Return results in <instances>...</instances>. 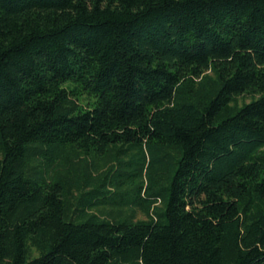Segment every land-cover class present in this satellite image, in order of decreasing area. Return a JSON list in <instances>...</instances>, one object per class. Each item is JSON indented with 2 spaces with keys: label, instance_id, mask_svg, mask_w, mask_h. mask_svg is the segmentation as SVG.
Instances as JSON below:
<instances>
[{
  "label": "trees",
  "instance_id": "1",
  "mask_svg": "<svg viewBox=\"0 0 264 264\" xmlns=\"http://www.w3.org/2000/svg\"><path fill=\"white\" fill-rule=\"evenodd\" d=\"M0 264H264V0H0Z\"/></svg>",
  "mask_w": 264,
  "mask_h": 264
},
{
  "label": "rangeland",
  "instance_id": "2",
  "mask_svg": "<svg viewBox=\"0 0 264 264\" xmlns=\"http://www.w3.org/2000/svg\"><path fill=\"white\" fill-rule=\"evenodd\" d=\"M250 96L249 95H244V96H239L238 100L240 101V103L243 102H248L250 100ZM108 207V205H106V208ZM136 218L138 219H142L145 218V216L143 215V213L140 210H136Z\"/></svg>",
  "mask_w": 264,
  "mask_h": 264
}]
</instances>
